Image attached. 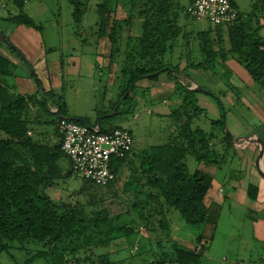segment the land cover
<instances>
[{"label":"rangeland","instance_id":"rangeland-1","mask_svg":"<svg viewBox=\"0 0 264 264\" xmlns=\"http://www.w3.org/2000/svg\"><path fill=\"white\" fill-rule=\"evenodd\" d=\"M81 1L86 3L85 12L83 19L77 25H75L72 17L73 7L69 0H27L22 7H18L11 1H6L4 5L0 4V32L7 38L10 37V33L16 35L17 31L23 34L21 32L23 27L11 20L14 16L23 13L32 22L29 27H26L27 31L38 42L42 41V36L49 35L55 42H59L58 38H62L63 46H73V50L67 54L46 52V57L50 61H55L57 68L62 73L61 92L59 91L58 95L62 96L65 103L64 111L67 114L78 110L89 113L91 114V116H87L89 123L94 125L95 119L98 118L94 107L98 105V109H101L100 107H104V105L113 106L124 90V85L136 74H133L130 69L123 70L126 74H118L114 67L104 70L95 64L96 54L92 48L95 47L99 36L96 22H98V4L103 0ZM110 1H117L116 4L122 6L121 9L124 10L123 15L127 21L131 15L130 22H134L129 25L127 22L112 21L116 14L103 12L102 16L105 15L106 22H115L110 28L111 34L117 33L130 45L133 35L136 33L141 35L144 32L148 34L151 31L144 23L147 14L145 11H139L142 8H138L136 5L130 6L129 0ZM168 1L173 5L179 4L183 8L188 5V0ZM234 4L237 10L246 16L254 4L260 8L261 0H234ZM181 7L179 9L174 7L180 12V21L186 20L179 32L174 34L176 33L175 27L169 25L168 29L165 26V30L168 29L170 35H178L179 33L182 36L179 38L181 50L169 48L161 63H181V68L184 66L186 68L187 64L196 65L197 62H202L206 58L201 53L205 45L212 52L220 50L221 47L223 49L228 47V31L225 27H215L204 20L187 19ZM136 22H139L137 23L139 31L136 29ZM256 24L257 22H250L248 26H255ZM260 34L264 37V28L261 29ZM176 39L174 38V40ZM168 44L171 45V42L169 41ZM81 48L84 51H90L89 54H80ZM122 57V63L128 65L145 60L140 55L130 52L124 53ZM6 59L12 64L8 69H10L11 74L13 73L15 80L13 90L19 92L30 76L23 71L22 67H19V61L18 66H16L11 59ZM60 63L61 66H59ZM224 68H229L232 75L223 77L221 73ZM185 71L192 75L200 87L213 93L196 92L195 103L200 112L193 115L189 122L192 130L201 129L206 133L209 132L212 129V122L220 119L221 108L224 110L222 113L224 114L226 131L234 139L245 140L251 132L257 129L254 128L256 122L254 120L257 118V100L261 99L259 107H264L262 103L264 102V85L261 87L259 84L253 83L241 66L232 60H228L225 67L220 65L211 70H204L203 68L194 67L193 69L188 66ZM142 76L136 77L137 81L133 90L129 87L125 91V94L133 91L137 98L132 112L117 115L109 121L110 124L127 126L133 133V151L127 160H135V154L154 143L180 145L181 141L177 136L182 129V123L186 120L182 103L179 102L174 106L172 99L166 102L165 100L157 102V98L161 97L162 94L165 95L163 98H166L170 91L166 88L165 91H155L148 88L147 85L137 84L138 81L143 80ZM191 85L192 87L195 86L193 81ZM180 104L181 106H179ZM177 107L179 111L172 113L171 110ZM191 108L190 106L187 110H191ZM41 110L44 112L43 108ZM112 112L114 109L110 113ZM219 130H216L217 135L222 133ZM30 132V135L33 136L32 129ZM44 137L48 140L50 135L43 132ZM233 145L238 147L239 144L233 143ZM208 147L223 151V147L216 139L211 140ZM188 149L193 150V147L188 145ZM234 152V148H228L222 156L219 153L218 156L214 157L217 160L214 161L215 163L207 165L208 175H212V169L216 170L215 178L219 179L223 192L219 198L220 203L215 206V214L210 222L212 224L210 235L204 238L207 239L208 245L200 252L199 264H264V239L257 237L261 224L251 223V221H256L257 217H264V211L261 214L247 215L241 204L235 205L230 200L229 193L234 187L233 182L243 173L244 168L247 171L249 168L248 159H251L248 152H245L247 155L239 153V159ZM184 161L189 172L199 169L200 162L192 154L187 153ZM53 172L59 173V177L56 175L52 181L49 180L48 183L50 182V184L45 188V191L52 199L65 205L63 209L66 206L74 209L76 219L87 221L92 218H111L116 225L122 224V222L127 224L130 218L128 213L132 209L131 204L136 200L132 189L128 188L130 185L127 182L132 171L127 164L120 168L114 183L106 188H100L82 181L72 174L64 176L66 172L60 173L54 169ZM137 177L139 182L143 181L138 175ZM143 195H139L140 198L142 200L147 199ZM209 209L212 210L214 207ZM156 220V217L147 220L149 227L154 226V230L150 234L163 239L164 235L159 233L160 228ZM165 222L170 223L169 231L172 234L170 243L166 242L165 244L169 249L171 244L175 242L184 247L194 245L198 237H203L207 228L205 224L190 225L186 223L181 214L173 207L168 208ZM87 230L91 229L88 227ZM153 239L148 241L146 236L133 234L129 238L119 237L112 240L107 246L100 248L101 250L98 248L96 250L94 248L89 249L84 246L83 249L77 250L72 257H58V260L62 261L58 264H107V257L104 258L105 250L108 253V261H114V264H155L153 263L154 254L158 249H156V241ZM82 244H85V241ZM7 245V251L0 253L1 264H23L28 258L44 249L42 244L35 240L11 241ZM72 245L77 246L76 243ZM28 264H54V259L50 254H46L35 258Z\"/></svg>","mask_w":264,"mask_h":264},{"label":"trees","instance_id":"trees-1","mask_svg":"<svg viewBox=\"0 0 264 264\" xmlns=\"http://www.w3.org/2000/svg\"><path fill=\"white\" fill-rule=\"evenodd\" d=\"M129 1L130 6L136 5L138 8H142L139 11L146 13L147 0ZM13 2L18 7H22L24 4V2L17 0ZM69 2L73 7L74 23L77 25L83 19L86 3L81 0H69ZM105 5V0L98 4V22H106L105 15L102 16V13L105 12ZM185 10L184 8L185 18L188 19L190 16ZM11 20L16 24L26 26L32 24L31 20L23 13L14 16ZM250 22H257V24L248 26ZM144 23L146 25V22ZM215 27L227 29L229 40L227 48L221 47L220 50L212 52L205 45L201 53L206 58L202 62H197L196 65L187 64L186 68L185 66L181 68L178 64L173 65L171 62L164 64L158 61V65L148 70L143 67L130 69L136 75L132 76L124 85V90L120 93L118 101L111 108L107 110L98 109L96 112L98 118L103 116L101 132L123 127L110 124L109 121L117 115L132 112L137 98L133 91L126 94L125 91L129 87L133 90L137 76L149 73H153L152 76L147 77L150 79H158L160 74H166L173 89L163 100L165 102L174 100V106L181 102L185 110L186 120L182 123V129L177 136L181 141L180 145L154 143L135 154V160H127L130 156L128 155L115 163L113 171L116 175L124 164H127L132 171L127 183L130 185L128 188L132 189L136 200L131 204L132 209L128 213L130 218L126 225L124 222L116 225L111 218H92L87 221L76 219L74 209L67 206L63 209L65 205L47 194L45 188L50 184L48 181H52L56 175L59 177V173H52V170L56 169L55 163L63 153L60 146H47V143L38 144L32 139L31 132L28 130L30 122L26 117V100L5 84L1 76L11 74L8 68L12 64L0 55V253L7 251L8 242L35 240L41 243L44 249L28 258L23 264H28L35 258L46 254H50L54 259V264H58L62 262L58 260V257H72L77 250L83 249L84 246L89 249H100L119 237L125 239L135 234L146 236L149 241L155 236L150 234L154 230V226L149 227L147 220L156 217V223L160 228L159 233L164 235V238L155 237L153 239L156 241L155 247L158 249L154 254L153 263L199 264L200 252L208 245V241L204 237H198L197 242L190 248L181 246L176 242L171 244L170 249L165 246L166 242L170 243L171 236L170 223L165 222L167 210L169 207L175 208L186 223L190 225H204L211 222L216 208L211 210L204 205L210 175L200 170L189 172L184 159L187 153H190L195 156L198 162H204L207 165L213 164L214 161H217L214 157L218 156L219 153L222 156L228 148L233 149L234 145L222 120L223 108H221L220 119L212 122V129L209 132L190 128L189 122L192 116L200 112L195 103V94L200 90L191 89V82L194 83L195 79L185 70L188 66L211 70L220 65L225 67L226 62L232 60L242 67L253 83L262 87L264 85V37L261 36L260 32L264 28V0H261L260 8L254 4L246 16L239 12L233 24ZM164 34L168 36L169 33L165 32ZM142 36L144 39H141V43L144 45L145 52L141 55L144 57L146 43L150 44L151 42L145 40L148 34L144 32ZM218 61L219 64H217ZM221 74L223 77L231 76L232 71L229 68H224ZM37 91L42 93L45 102L42 99L41 102L44 110L52 117L56 135L61 137L57 122L61 118H68L65 115V103L62 97L54 94L50 87L46 89L42 86V89L39 88ZM209 94L213 93L209 92ZM48 99L53 101L62 117L58 118L56 113L45 108ZM190 106L192 107L191 110H187ZM120 107L122 108L120 109ZM178 107L172 109L171 112L179 111ZM113 109L115 113L109 115ZM257 111L264 118V109H257ZM97 119L94 125L89 123L87 117L74 121L96 127ZM255 125L257 129L252 134L261 128L264 131V124L257 123ZM219 129L222 133L217 135L216 130ZM258 136L264 141L262 135L258 134ZM213 139L221 144L222 152L208 147V143ZM243 141L241 140V142ZM188 145H191L193 150H189ZM69 175H71L70 170L64 176ZM137 175L143 179L142 182H139ZM112 184L110 183L108 186ZM139 195H143L147 199L142 200ZM156 223L154 222V225ZM88 227L91 230H87ZM83 241L85 244H82ZM73 243H76L77 246L72 245ZM199 244H201V248L196 250L195 246ZM106 257L108 261V253L105 250L104 258ZM107 261V264H114V261Z\"/></svg>","mask_w":264,"mask_h":264},{"label":"crops","instance_id":"crops-1","mask_svg":"<svg viewBox=\"0 0 264 264\" xmlns=\"http://www.w3.org/2000/svg\"><path fill=\"white\" fill-rule=\"evenodd\" d=\"M105 1H106L105 11L111 12L112 14L113 13L116 14L114 15L112 21L118 20V22H127L129 23V25L131 23H134V22H130V19L132 17L131 15H130V19H128L129 22L127 21V18L123 15L124 10L121 9L122 6L116 4L117 1H110V0H105ZM189 2L190 0H188V3ZM174 7H177L179 9L181 6L179 4L173 5V3L171 4V2L168 0H147V3L145 5V10L147 14L146 25L151 29V31L148 32V37L145 40L151 43L150 44L146 43V54L144 55V57L141 55V53L145 52V50L143 49L144 45L141 43V39H144L142 34L139 35L136 33L135 35H133L132 38L133 40L129 45L117 34L114 33L109 34L112 31L110 30V28L115 22H96L98 28L97 34H99V36L97 37L95 47L92 48L94 50V53L96 54L94 58L95 64L99 68H103L104 70L111 69L112 67H114L115 69H117L118 74L121 73L124 74L123 73L124 69H136L138 67H143L144 69L148 70L155 67L156 65H158V61H161L162 58H164L163 56L168 52L169 48L180 51L181 41L179 38L182 36L179 33L178 35H174V34H177V32H179V30L184 26L183 24L184 22H186V20L184 19L183 21H180L181 19L179 17L180 12L178 9ZM183 14H184V8H183ZM138 21L142 22L140 20ZM139 22H136L135 24L136 29L138 31L139 29L137 23ZM168 22L169 25H172V27H175L176 29V33H174L173 35L168 34L169 36L164 34L165 32L168 33L165 30V26L167 27ZM17 25L23 27L21 32L24 35L20 34L17 31L16 35L10 33L9 36L11 38L10 37L7 38L2 34V32H0V35L6 38L10 44L8 45L0 41V54L6 58L11 59L16 66H18V61H19L20 62L19 67H22L23 71L27 72L30 77L26 79L25 86L22 87L19 92L13 90L15 86L13 73L1 77L4 79V82L8 87H10L15 93L20 94L25 98L27 103L26 117L30 122L28 130L29 131L30 129L33 130L32 139L34 141H37L38 144L47 143V146L55 145L58 147L61 138L59 137L58 134L56 135L54 123H52V117L50 116V114L46 110H44V112L41 110L42 108L44 109L41 99L44 102L45 100L43 99L42 93L41 92L39 93L37 91L39 87L37 86L34 78L30 74L28 66L23 61V58L35 71V74L37 75L40 84H42L41 86H43L46 89L50 87L53 90V93L58 95V92L59 91L61 92L60 82H61L62 73L57 68V64L55 61H50L47 59L46 52H50V53L55 52L61 54L63 52L64 54H67L68 52L73 50V46H63L62 43L64 41L61 40L62 38H58L59 42H55L49 35L46 37L42 36V41L38 42L37 40H35V37L27 31L26 27L29 26L21 25V24H17ZM130 37L132 36L130 35ZM174 38L177 39L174 40ZM169 41L171 42V45L168 44ZM173 43L176 44L173 46L172 45ZM16 51H18L20 54L17 53ZM81 51L82 52L80 54H84V53L89 54L90 52L88 50L84 51V49L82 48ZM128 52L132 54L140 55V57H142L145 60L141 61L140 63L136 62L129 65L123 64L122 56L124 53L126 54ZM175 64H178L181 67V63H175ZM59 66H61V63L59 64ZM190 68L194 69V67H190ZM142 79L143 80L138 81L137 84L147 85L148 88H150L151 90L153 89L155 91H165L164 89L166 88L171 92V90L173 89V86L171 85L170 82H168L165 73L160 74L158 79H150L147 77H142ZM163 96L165 95L162 94L161 97L157 98L158 99L157 102L163 100L164 99ZM257 102H258L257 109L258 110L264 109L263 106L259 107V103L261 102V99H258ZM262 103L264 104V102ZM46 105L47 106L45 108L48 111L53 113L58 111L55 104L50 99H48ZM111 107L112 106L110 105L109 106L104 105V107H100V108L102 110H107L108 108ZM257 109H256L257 118H255L254 120L256 121L255 124L257 123L264 124V118L262 117L261 114H259V111H257ZM94 110L95 112H97L98 105L94 107ZM65 115L68 118L69 117L84 118L87 116H91V114L80 110L72 111L70 114L66 113ZM123 127H127V126H123ZM43 132H47L50 135L48 139L49 141L45 139V137L43 138ZM256 133L264 137V131L262 128L259 129ZM248 137L249 138L251 137L252 140L254 139L252 132ZM235 140L237 142L235 144H239L240 146L243 144V142H241L240 139H235ZM239 145L238 147L234 146L235 156L239 159L240 158L238 156L239 153H243L247 155L245 152H248L251 159H248L249 168L247 169V171L244 168L243 173H241V175H239L237 179L233 182L234 187L232 188V191L229 193L230 200L233 201L235 205L241 204L243 210L247 213V215L252 216V214H261L264 211V177L260 173L261 154L259 152L258 147L254 143L244 147L243 146L239 147ZM61 158L63 159L61 160ZM55 165H56L55 170H58L60 173L61 172L65 173L67 172V170L69 171L70 169V164L68 159L64 157L62 154L57 159ZM208 166L206 163L200 162L198 166L199 168L198 170L200 171L202 170L201 172L203 173L206 172L208 174V169H207ZM212 170L213 171H212V175H210L209 186L206 195L204 197V205L207 208H213L216 206L217 203H220L219 198L221 193L223 192L222 185L218 181L219 179L217 177L215 178L216 170L215 169ZM251 223L252 224L256 223L258 225L261 224L259 225V228L261 227V229L257 232V237L258 238L260 237V239H264V217H257L256 221H251ZM205 225L207 228L206 231L204 232L203 237L207 238L210 235V227L212 224L209 222L206 223ZM189 246L192 247L193 245H189Z\"/></svg>","mask_w":264,"mask_h":264},{"label":"built area","instance_id":"built-area-1","mask_svg":"<svg viewBox=\"0 0 264 264\" xmlns=\"http://www.w3.org/2000/svg\"><path fill=\"white\" fill-rule=\"evenodd\" d=\"M5 1L15 0H0V4L4 5ZM185 9L190 18L213 26L231 25L239 13L234 0H190ZM57 128L61 135L60 150L69 161L71 174L101 188L114 183L115 163L133 151L134 137L125 127L101 132L64 117L58 120ZM201 244L195 249L199 250Z\"/></svg>","mask_w":264,"mask_h":264},{"label":"water","instance_id":"water-1","mask_svg":"<svg viewBox=\"0 0 264 264\" xmlns=\"http://www.w3.org/2000/svg\"><path fill=\"white\" fill-rule=\"evenodd\" d=\"M0 41L1 42H3V43H6V44H8V45H10L9 44V42H8V40L6 39V38H4L3 36H1L0 35ZM12 48H13V46H12ZM17 53H19L18 51H16ZM20 54V53H19ZM23 58V57H22ZM23 61L27 64V66H28V69H29V71H30V74L32 75V77L34 78V80H35V82H36V84H37V86L40 88V89H42V86H41V84H40V82H39V79H38V77H37V75L35 74V71L33 70V68L26 62V60L23 58ZM153 75V73H149V74H145V75H143L142 77H149V76H152ZM194 84H195V86L194 87H192L191 89H197V90H200V91H202V92H207V93H209L207 90H205V89H203L202 87H200L196 82H194ZM56 113V115L58 116V118H60V117H62L61 115H59V113H58V111H56L55 112ZM115 113V110H114V112H112V113H110L109 115H113ZM102 117L103 116H100L98 119H97V124H96V128H97V131H100V128H101V119H102ZM68 119H70V120H75V119H81V118H71V117H69ZM223 122H224V124H225V119H224V114H223ZM81 121H83V120H81ZM225 126V125H224ZM227 132V131H226ZM228 134H229V136L231 137V139H232V141H233V143H237L236 142V140L234 139V137L233 136H231V134L229 133V132H227ZM253 138H255L256 140H252V138L250 137H248V138H246V140H244L243 141V144L240 146L239 145V147H244V146H248L249 144H252V143H254V144H256V146L258 147V149H259V152H260V154H261V166H260V173H261V175L264 177V142L259 138V136H258V133H254L253 134Z\"/></svg>","mask_w":264,"mask_h":264}]
</instances>
